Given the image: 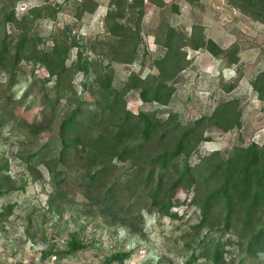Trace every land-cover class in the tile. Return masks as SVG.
I'll return each mask as SVG.
<instances>
[{
  "label": "trees",
  "instance_id": "16d2710c",
  "mask_svg": "<svg viewBox=\"0 0 264 264\" xmlns=\"http://www.w3.org/2000/svg\"><path fill=\"white\" fill-rule=\"evenodd\" d=\"M15 1L0 0V73L8 75L12 86L21 74V63L42 67L48 73L43 84L47 88L52 81L53 95H48L50 99L41 111L43 121L28 122L18 116L9 117L7 113L0 120V128L6 123H15L13 130L19 135L24 131L37 134L56 121L61 101L72 106L60 122V150L49 147L48 154L40 150L31 156L32 159L40 157L39 164L46 166L52 177L54 192L50 204L64 197L62 189L74 173H83L85 195L88 199L96 197L100 214L105 218L115 217L129 231H138L135 223L147 213L156 211L163 217L181 220L178 199L184 194L183 203L190 201L199 213L193 226L196 232L218 229L222 236H235L238 242L233 245L240 253L264 264V142L238 143L230 150H216L200 157L194 165L190 163L200 145L211 141L206 136L207 129L215 128L222 133L242 129L240 101L223 100L210 115L196 119L187 127L176 113H168L163 118L159 110L134 112L127 105L128 95L135 91L143 104L168 106L175 94L176 77L190 63L186 48L207 51L214 57L223 56L231 66L240 62L239 46L221 48L205 37L201 26H193L190 34L169 27L163 45L165 53L153 61L149 74L133 73L126 82L116 86L113 65H132L139 58L146 0H110L104 17L110 37L108 41L98 40L90 45L96 59L84 56L68 26L59 34L49 36L35 31L39 20L50 18L46 8H30L18 18ZM148 1L160 7L165 4L164 0ZM226 1L264 25V0ZM85 3L83 0L79 6L77 19L96 9L94 2L91 9L85 8ZM136 13L137 19L131 23L128 15ZM9 24L20 31L10 41ZM49 42L51 46L47 47ZM73 49H77L76 59L69 63ZM77 74L84 77L80 92L73 81ZM236 85L231 83L224 89L231 93ZM251 86L258 100L264 103V71L257 74ZM126 163L130 165L122 177L103 190L118 164ZM26 164L31 165L32 160L26 159ZM121 184L141 189L128 206L121 200ZM141 200L147 201L146 208L138 207ZM89 246L73 239L67 254ZM226 246L219 241L201 255L219 264L224 259ZM132 254V250L115 253L105 264H124ZM54 255L66 254L55 252ZM48 257L45 253L37 264ZM198 257L192 256L185 264H193Z\"/></svg>",
  "mask_w": 264,
  "mask_h": 264
},
{
  "label": "rangeland",
  "instance_id": "374dc122",
  "mask_svg": "<svg viewBox=\"0 0 264 264\" xmlns=\"http://www.w3.org/2000/svg\"><path fill=\"white\" fill-rule=\"evenodd\" d=\"M93 2L96 9L85 12L80 19L76 14L83 0H16L15 12L21 18L30 8L45 7L50 18L39 20L35 31L49 36L59 34L68 26L84 56L96 59L98 57L90 50V45L98 40L108 41L110 37L104 23L110 0H86L84 7L91 9ZM164 2L160 7L145 1L139 58L132 65H113L116 86L126 82L133 73L149 74L153 61L165 53L163 45L169 27L190 34L193 26H201L205 37L214 40L221 48L229 49L237 44L240 62L228 66L223 56L214 57L207 51L186 48L190 63L176 77L175 94L170 104L150 107L143 104L138 92L134 91L127 97L128 109L134 112L159 110L163 118H167L168 113H176L187 127L196 119L210 115L221 101L238 99L242 109V129L230 133L207 129L206 136L211 141L200 145L190 160L192 165L200 157L216 150L225 152L238 143H263L264 103L258 100L251 82L264 71V25L233 8L226 0ZM128 18L134 23L137 13L129 14ZM7 29L9 41L20 33L10 24ZM76 53L77 49H73L69 63L76 59ZM20 68L21 74L12 86L8 75L0 73V120L9 113L8 116H18L28 122H41V111L50 99L48 95H53V83L51 81L47 88L44 86L48 73L42 67L34 68L23 62ZM73 81L80 92L83 75L77 74ZM231 83L237 85L228 93L224 88ZM70 107L61 101L56 121L37 134L24 131L19 135L13 130L15 123H6L0 128V264H37L45 253L49 257L42 264H105L111 255L130 250L133 254L124 264H185L194 255L199 257L193 264H213L201 254L219 241L227 244L224 259L219 264H263L248 259L244 252L240 253V249L233 245L238 242L235 236H222L218 229L196 232L193 226L197 224L199 213L189 204L190 201L183 203L184 194L178 199L181 220L163 217L156 211L144 213L146 215L135 223L138 231H129L115 217L105 218L100 214L96 197L88 199L85 195L83 173H74L62 189L64 197L56 204H50L54 192L52 177L46 166L39 164L40 157L32 159L31 156L40 150L48 154L49 147L60 150L59 126L71 112ZM26 159L32 160V164H26ZM129 165L118 164L103 190L112 186ZM122 186L121 200L128 206L141 189ZM146 205L147 201L141 200L138 207L146 208ZM73 239L90 246L69 255V243ZM55 252L66 255L55 256Z\"/></svg>",
  "mask_w": 264,
  "mask_h": 264
}]
</instances>
